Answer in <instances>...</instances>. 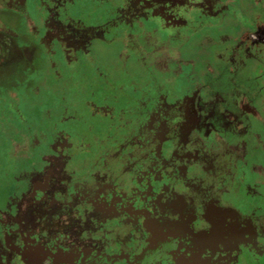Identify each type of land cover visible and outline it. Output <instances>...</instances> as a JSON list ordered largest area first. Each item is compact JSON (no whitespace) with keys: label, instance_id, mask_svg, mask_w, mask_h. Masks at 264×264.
Wrapping results in <instances>:
<instances>
[{"label":"flooded vegetation","instance_id":"obj_1","mask_svg":"<svg viewBox=\"0 0 264 264\" xmlns=\"http://www.w3.org/2000/svg\"><path fill=\"white\" fill-rule=\"evenodd\" d=\"M32 2L40 18L30 14ZM74 2L0 0V71L16 46L27 44L24 29L2 16L9 10L43 52L46 86L57 96L42 122L27 125L10 99L0 106V127L15 140L18 158L34 159L35 151L43 159L31 162L40 178L30 200L54 185L63 205L81 217L73 233L53 199L29 225L16 212L9 218L0 211V264H119L146 248L148 223L156 219L185 227L161 264H264V136L247 130L263 118L264 72L256 76L247 67L252 60L264 66V23L256 17L235 38L224 25L228 15L248 19L264 0H88L71 12ZM80 63L91 74L68 92ZM227 79L231 87L222 85ZM92 80L94 91L87 88ZM82 89L91 114L108 117L103 134L62 126L73 117L71 94ZM92 91L101 99L90 97ZM121 137L130 141L116 174L108 166L116 154L110 139ZM53 146L61 157L78 156L98 168L71 178L74 169L66 164L55 175ZM248 183L262 189L261 199L240 200ZM76 205L92 213L83 216ZM56 252L66 255L54 261Z\"/></svg>","mask_w":264,"mask_h":264},{"label":"rangeland","instance_id":"obj_2","mask_svg":"<svg viewBox=\"0 0 264 264\" xmlns=\"http://www.w3.org/2000/svg\"><path fill=\"white\" fill-rule=\"evenodd\" d=\"M86 1L88 0H75L74 4H72L70 7L71 12L75 10L78 11L81 5L85 6ZM263 3L260 2V4L255 7L253 11L251 10L250 13L246 15V18L249 17L248 19L242 18V15L240 14L226 16L224 18V20L226 19L224 25L228 38L239 37V35H237L238 33L243 32V29L245 27L252 28L253 24L257 23L256 20L258 19L259 21L264 23ZM30 4L32 8L30 7L31 9L29 10V12L30 14H32V17L35 19L37 17L40 18L41 16L38 6L34 2ZM2 14L1 15L4 16L5 19H8L15 25L22 27L26 32V23H23V20L18 13H12V11L9 10H2ZM256 17L258 19H256ZM75 25L79 26L77 24ZM25 32L23 34V38L26 39V42L24 43L27 44L20 45L22 46V50H20L17 45L16 47L18 50L11 53L12 60L10 64L4 68H1L0 95L3 99H0V106L4 107L5 105H9L8 102H10V99H15V103L17 104L19 109L23 111V114L25 116V118L23 119L24 123L26 124L27 122L34 120V122L38 124L39 122H42V113L44 108L47 107L48 103L56 100L57 96L56 94L50 92L49 88L47 87L48 83H50V80L46 77L47 62L45 60V56L40 47L36 45L35 42H32V39L27 36ZM28 49H30V53ZM247 68L249 72L253 71V75L256 76L260 75L261 69H263L264 72V66L263 68H261V64H259L258 62L254 63L253 60L249 63V66ZM87 74H91L89 72V69H86L84 67V63H80L78 69L70 74L72 76V79L71 82L68 83L69 88L67 91H73V87H77L78 84L84 80V77H88ZM63 77L64 79L68 78L66 73L63 74ZM227 80H223L222 85L224 87H231L233 84L228 82H231L233 80ZM87 88L93 91L96 90V86H94L93 80L88 81ZM12 90L16 91L14 96H11V94L8 92ZM93 91L90 92V97L94 99L96 98V100L97 98L101 99V92L96 94ZM71 95L72 97H74L72 99L73 104L69 107V110L67 112L73 114L71 115L73 117H70V119L65 122L64 125H62L65 127L66 131L71 132L79 130L83 134L86 130L94 128V131L103 134L106 131L108 117H105L101 113H98L97 116L91 114L89 106L86 104V102H82V100H84L88 96L86 95L85 90L82 89L76 94ZM41 98L45 100L42 101ZM260 109L263 118L255 120L252 119L253 121L252 123L250 122L251 124L249 125V128H247V130L250 129V132L255 131L264 136V108L261 107ZM216 128L219 129V126L216 125ZM18 137L19 136L17 135L15 138ZM110 140V142L115 143L114 149L116 154L112 156L111 160L108 162V166L115 169L116 174H122V168L117 166L120 164V158L123 157V148L129 144L130 140L123 137ZM14 141V139L5 136V134L2 132V128L0 127V211H2L5 217L9 218H11L13 213L16 212L17 214L15 215V218H18L17 220H20L19 222H22V224L29 225L36 222L38 217L37 215L40 212H44L45 209L43 207V203H49L51 202L50 199H53V203L51 204L52 208H54L58 212L60 211L65 218L64 229H71L73 233H76L75 230L77 228V224H81V217H78L76 211H74V208H70L68 206L65 207V205H63V199L59 196L58 193L54 192V185H51L49 187L51 188V192H49L47 196H45L46 194L42 196L38 195L34 197V201L30 200L29 194H31V185L33 184V182H36L40 178L39 165L36 164V166H32L31 162L32 160L35 162H40L43 161V159L41 155H37L35 151L32 155L34 159L29 158V161H26V159L18 158L19 154H17L16 150L13 149ZM52 148L53 149L51 150V153H54L53 156L57 158L59 162L57 163V166L55 165V175L61 170V167H64L66 164L74 169L73 174L68 175L71 178H74L76 176L82 177L83 175L89 176L93 172V169L98 168L95 163L84 162L80 158H78V156H76L77 160H69L61 157V155H59V153H61V150H57L56 146H53ZM58 151L59 153H57ZM80 157L84 158L83 155H81ZM40 164H42V162H40ZM245 185L246 186L242 187V189L244 190V196L240 200L246 199L250 201V199H252L254 201H258L259 199H261V197H259V194H261L260 190L262 189H258L256 185L252 186V183H248ZM74 207L79 208L83 216L88 215V213L92 211L91 208L85 209L84 205H82L81 208L77 205ZM41 214L42 213H40L39 215ZM148 224L151 227L149 229V244L141 252V254L132 259L128 256L118 258L119 264H141L145 261H153L154 264L156 262H158V264H161L165 262V259L170 254L174 253L179 243V240L177 242V238L180 239L185 233L184 226H177V223H173L165 219H156L154 221H150ZM78 228L80 227L78 226ZM81 241H83L84 243L85 238H82ZM241 252L244 253L243 251ZM36 255L37 253L35 251H32V257H35ZM65 255L66 254H63V252H56L53 254V259L54 261H58L59 258H63ZM246 255L249 257V259H252V254L250 252L247 251ZM250 264L255 263L254 261H252L250 262Z\"/></svg>","mask_w":264,"mask_h":264}]
</instances>
